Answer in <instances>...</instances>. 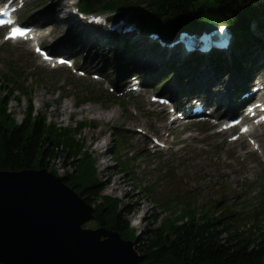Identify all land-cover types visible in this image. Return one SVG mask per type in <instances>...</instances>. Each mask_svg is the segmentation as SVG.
<instances>
[{"label": "rangeland", "instance_id": "374dc122", "mask_svg": "<svg viewBox=\"0 0 264 264\" xmlns=\"http://www.w3.org/2000/svg\"><path fill=\"white\" fill-rule=\"evenodd\" d=\"M60 1L28 0L17 16L18 22L39 26L46 18H52L56 28L52 27L49 35L42 36V45L53 53V57L73 55L75 71L52 69L42 63L26 43L3 42L0 32V101L12 91L13 96L6 110L16 125L21 123L30 100L35 116L44 117L45 124L49 127L54 125L57 132L61 128L75 129L78 124L82 125L83 130L74 136V141H84V151L95 160L97 177L100 182L107 183L102 196L118 199L129 208L133 205L139 207L128 219L130 227L135 230L136 239L130 242L135 244L137 254V244L145 239L148 230L146 223H152L149 218L161 213L158 207L161 202L178 204L176 198L179 194L178 198L183 193H196L201 202L220 203L219 207L224 202L228 205L251 202L255 206V197L264 192V125L255 127L248 138L231 140L230 134L223 133L213 122L190 120L177 124L171 121L169 108L159 107L155 102L153 105L150 98L159 94L171 96L180 86V71L185 70L186 65L185 60L174 58L175 54L167 52L155 41L140 43L148 51L141 48L142 57L132 61L136 62L139 74L150 84V88L141 89L138 93L127 94L122 90L115 94L117 88L112 82L124 67L121 60L117 61L119 57L114 53L115 48L109 44L105 34L93 30L94 25L87 18L73 14V9H79L78 0H68L65 5ZM68 3H71L69 9ZM58 10L61 12L57 13ZM97 13L102 14L99 16L107 15L101 9ZM63 18L64 22L61 21ZM146 38L140 37L139 41ZM97 40L102 45L99 48L95 46ZM154 48L160 51L159 55ZM157 56L161 62L170 58L168 65L157 68ZM263 62L264 52L261 51L258 53V67L254 69L257 77L264 78V70L260 71ZM172 64L175 70L171 69ZM201 64L200 68L196 64L193 66L198 67L196 74H184L182 81L189 80V89H201L202 84L195 80L199 74L206 77L203 69L207 70V74L211 72L208 63ZM140 66H144L145 74L140 72ZM10 70L21 75V80L17 82L19 87L31 89L29 97L16 92L12 85L6 83ZM219 77L224 81L222 85L225 88L218 86L217 77L207 89L202 88L206 91L201 92L208 95V98L204 96L205 100L223 98L224 105L228 101L226 97L230 98V102L234 100L232 91L243 82H240L242 78L232 74ZM166 79L169 80L164 82ZM123 84L126 83L122 82L119 86ZM251 84L247 85V89L252 92ZM140 92L144 94L140 95ZM226 112L224 105L223 111L219 108L215 113H218V118L228 120L231 115ZM112 130L125 137V148L119 158L129 170L128 176L115 173L113 153L116 149L113 150ZM251 139L256 141L252 143ZM73 161L70 158L64 165L62 160L56 159L51 161L50 170L54 176L64 177L71 174ZM163 168L174 171L170 177H165L170 170L161 173ZM241 215V210L235 214L237 217ZM168 216V213L160 215L155 226L158 227ZM94 225L90 221L82 227L95 230L97 227ZM250 226L253 223L240 228Z\"/></svg>", "mask_w": 264, "mask_h": 264}, {"label": "trees", "instance_id": "16d2710c", "mask_svg": "<svg viewBox=\"0 0 264 264\" xmlns=\"http://www.w3.org/2000/svg\"><path fill=\"white\" fill-rule=\"evenodd\" d=\"M98 7L112 18L137 24L146 35L157 34L166 41L187 32H206L212 25L226 27L234 38L228 54H212L207 60L193 56V62L185 63V70L180 71V79H183L185 73H197L198 67L193 66L199 60L209 63L211 76L203 78L199 74L198 84L211 86L218 76L230 74L242 80L248 78L258 67V53L264 52V0H80L79 10L83 14H99ZM108 39L119 57L117 61L123 62L126 76L139 73L138 65L132 61L141 56L138 49L141 45L131 38L108 36ZM170 67L176 69L173 64ZM6 79L16 92L30 96L31 89L18 86L21 75L11 71ZM242 89L239 86L234 90L239 93ZM12 96V91L8 92L0 101V171L46 169L54 175L50 170L51 161L62 160L66 165L72 158V172L62 181L94 207V226L115 231L124 240L134 242L135 230L128 219L139 207L129 208L118 199L102 196L107 183L97 177L95 160L84 151V141H74V136L83 130L82 125L78 124L75 129L61 128L57 132L54 125L45 124L44 117L35 116L31 100L21 123L16 125L6 110ZM112 138L113 150L116 149L113 153L115 173L128 176L130 172L119 158L125 148V137L112 130ZM169 170L163 168L161 173ZM173 171L171 169L165 177H170ZM179 195L176 205L157 204L161 213L149 218L152 223H146L145 239L137 244L140 264H264V192L255 197V206L251 202L228 205L224 202L225 192L222 207L220 203L201 202L196 193H183L181 198ZM239 210L242 215L237 217ZM166 213L169 214L167 220L156 227L160 215ZM252 223L250 228H240Z\"/></svg>", "mask_w": 264, "mask_h": 264}, {"label": "water", "instance_id": "95a60500", "mask_svg": "<svg viewBox=\"0 0 264 264\" xmlns=\"http://www.w3.org/2000/svg\"><path fill=\"white\" fill-rule=\"evenodd\" d=\"M93 219V206L48 170L0 171V264H140L119 233L82 227Z\"/></svg>", "mask_w": 264, "mask_h": 264}, {"label": "bare ground", "instance_id": "6f19581e", "mask_svg": "<svg viewBox=\"0 0 264 264\" xmlns=\"http://www.w3.org/2000/svg\"><path fill=\"white\" fill-rule=\"evenodd\" d=\"M68 0H61L60 1V4H66V2H67ZM69 4V3H68ZM71 4V3H70ZM61 11L60 10H58V12L57 13H60ZM54 18H56V17H54ZM57 19V18H56ZM61 21L62 22H64L65 21V19L63 18V19H61ZM90 33V32H89ZM83 34V33H82ZM162 35V34H161ZM79 38V37H78ZM77 38V39H78ZM169 38V37H168ZM75 40H76V38H74ZM73 40V39H72ZM70 41V40H69ZM73 42V41H72ZM97 43V42H96ZM152 44V43H151ZM96 47H98L99 48V46H100V44H97V45H95ZM159 48V47H158ZM144 50V49H143ZM159 53H158V55L160 54V51H158ZM152 56V55H151ZM170 60V59H169ZM207 60V59H206ZM98 61V60H97ZM166 61V60H165ZM165 61H159L158 60V56H157V68L159 67V68H162L163 67V65H164V63L163 62H165ZM184 64V63H183ZM151 66V65H150ZM179 68V67H178ZM172 69V68H171ZM264 70V68L262 69V70H260V71H263ZM145 69H144V66H140V72L142 73V74H145ZM203 72H205V74H206V76H208V77H210L211 76V73H209V74H207V70L206 69H203ZM225 76V75H224ZM185 77V76H184ZM181 78V77H180ZM202 78V77H201ZM259 78V84H260V87H261V90H260V92H259V94L261 93V92H263L264 91V78H263V76H261V77H258ZM206 79V78H205ZM169 79H167V81H168ZM195 80V79H194ZM166 81V82H167ZM182 81V80H181ZM196 81V80H195ZM206 82L208 81L209 82V79H206L205 80ZM201 81H199V83H200ZM222 82H224L223 80H222V78L221 77H219L218 76V78H217V83H218V86H222V88L224 87L225 88V85L223 84L222 85ZM176 89H179L180 90V88L179 87H177ZM202 89V88H201ZM201 89H196L198 92H200L201 91ZM212 89V88H211ZM183 92H184V90H183ZM213 92H215V91H213ZM217 92V91H216ZM258 94V95H259ZM170 98H168V101L169 102H172V101H175L178 97L177 96H175V94L174 93H172V95L171 96H169ZM175 99H173V98ZM223 98H219L218 100L216 99V98H210V100L213 102V103H215V104H218V103H220V101L222 100ZM264 103V96L262 97V98H260V100L254 105L255 106V108H256V111L254 112V114H253V117H252V119L250 120V122H253V121H256V120H258L259 118H260V116H261V111L258 109L259 107H260V105L261 104H259V103ZM152 103V102H151ZM231 102H230V98H229V100L228 101H226V104H230ZM153 105H154V103H152ZM261 106H263V108H264V104H262ZM249 117H247V119H248ZM247 119H245V120H247ZM261 120V119H260Z\"/></svg>", "mask_w": 264, "mask_h": 264}, {"label": "snow or ice", "instance_id": "6c2138e0", "mask_svg": "<svg viewBox=\"0 0 264 264\" xmlns=\"http://www.w3.org/2000/svg\"><path fill=\"white\" fill-rule=\"evenodd\" d=\"M13 35L15 36V33Z\"/></svg>", "mask_w": 264, "mask_h": 264}]
</instances>
